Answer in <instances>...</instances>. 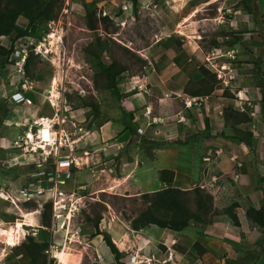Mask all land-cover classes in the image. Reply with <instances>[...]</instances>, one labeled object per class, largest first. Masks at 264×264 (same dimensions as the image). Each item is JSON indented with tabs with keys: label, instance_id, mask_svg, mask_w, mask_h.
Listing matches in <instances>:
<instances>
[{
	"label": "rangeland",
	"instance_id": "374dc122",
	"mask_svg": "<svg viewBox=\"0 0 264 264\" xmlns=\"http://www.w3.org/2000/svg\"><path fill=\"white\" fill-rule=\"evenodd\" d=\"M133 1L62 0L55 19L42 22L29 36L13 43L12 61L0 56V229L25 220L22 212L29 215L20 235L16 230L17 245L7 247L6 237H0V264H27L28 256L19 246L28 236L50 241L45 254L47 264H60L57 252H64L67 264H115L107 246L106 252L99 249V245L106 244L102 237L98 243L87 239L96 237L94 223L98 220L99 231L102 229L111 240L115 234L109 223L132 228L131 220L145 208L142 193L137 194L129 185L136 172L137 180L150 181V192L165 187L159 181L162 170L174 171L170 186L183 190L201 187V176L210 179L211 171L217 172L215 167L207 169L212 161L208 157L214 154L212 147L238 137L233 129L236 124L264 122V0H138L137 7ZM17 26L29 30L23 17ZM4 39L0 41H10L9 37ZM33 44L39 46L32 49ZM42 46L47 50L41 54ZM48 51L54 53L46 54ZM105 56L117 68L126 69L117 77L120 99L101 72L99 63ZM26 57L31 59L28 71ZM23 83L31 86L25 92L33 102L31 106L16 104L12 99ZM208 84L213 92L201 96L200 105L187 108L185 101L191 96L188 92L202 90ZM235 99L246 103L247 113L237 111ZM128 115H132L137 137L125 127ZM43 119L51 120L58 136H65L68 146L62 154L84 157L83 153H90L85 160L89 169L74 171L75 178L61 179L64 191L83 197L69 235L60 230V222H53L52 212L46 207L50 204L48 195L36 202H19L18 207L11 203L16 198L23 201L17 191L31 181L32 171L2 166L9 153L14 154L19 139L32 127L36 132L34 121ZM262 135L256 144L264 145ZM130 139L133 143L128 145ZM220 174L221 179L228 178L221 170ZM121 183L123 188H114ZM76 185L88 186L78 190ZM227 209H214L209 223L219 214L226 215ZM78 226L80 236L75 237L73 229ZM155 229L159 235L164 233ZM188 236L185 251H191L184 259H193L194 238L199 235ZM222 246L226 253L227 245ZM263 246L259 244L260 251L255 253H263ZM160 247L157 245L155 257L164 264ZM126 249L121 261L141 264L139 259L143 258L138 253L132 256V247ZM136 257L139 262H135ZM235 259L237 264H248L257 256L244 251ZM242 259L247 261L240 262Z\"/></svg>",
	"mask_w": 264,
	"mask_h": 264
},
{
	"label": "crops",
	"instance_id": "0c3cea01",
	"mask_svg": "<svg viewBox=\"0 0 264 264\" xmlns=\"http://www.w3.org/2000/svg\"><path fill=\"white\" fill-rule=\"evenodd\" d=\"M261 22L264 24V11ZM233 129H235L236 133L240 134V137L248 136L246 132L250 133L253 136L250 144L238 138H232L225 145L217 144L213 146L212 151H214V154L212 155L213 157H208L212 161L209 163V167L207 166V169L209 168V171H211L215 167L217 172L214 174L211 171L210 179L209 176H201L200 186L201 188H207L209 193L213 195L214 209L216 210L222 211L229 208L231 204H237L234 212L238 217L239 225L235 226L231 223L228 216L219 214L210 225L190 226L192 228L191 232L186 230L174 232L162 229L164 233L159 235L158 229H155L156 226L136 231L130 227L126 229L123 225L116 222L114 224L109 223V228L115 234L113 242L121 253H124V251L128 252L126 248L132 247L134 253L132 256L134 255L135 257L138 253V257L143 258L139 259L141 260V264H150L149 260L153 261L152 264H160L161 261L155 257V249L157 250L156 247L158 245L162 246V249L165 251H163L162 256L164 257L162 260L166 261L164 264H237L238 257L237 259L235 258L238 254L240 256L241 252L251 251L257 256L258 260L249 261L248 264H264V252L260 254L255 253L256 251H260V248L257 247L259 244L263 243L264 245V229L253 224L246 216V211L250 207L258 209L264 206V145L255 143V141L260 142L259 139L264 133V122H262V125H259V122H255L251 126L250 123L236 124L233 126ZM256 134L258 136L261 134L260 138H256ZM234 158H237V160L235 161ZM214 163L215 165H213ZM239 163L242 164L241 167L238 166ZM220 170L223 172V176L228 175V178L221 179ZM135 174L136 178L132 179L129 185L136 189L137 194L150 192V181L147 180L145 183H142L140 180H137L138 172ZM214 178L218 180L214 182ZM90 184L93 185L94 183ZM76 186L78 190H84L88 185ZM114 188L121 189L123 188V184L117 185ZM103 226H108L106 221L103 223ZM106 228L105 230H107ZM39 231L36 229V232ZM100 232L104 231L101 229ZM95 233H97L96 230ZM194 233L199 235L198 239L194 238L193 243L196 245L195 251H192L195 258L184 259L188 258V253L191 251L190 248L187 252L185 251L187 243L190 242L188 240L190 236L188 235L191 234L192 236ZM109 234L112 235V233ZM100 237L102 236L96 235L93 239L88 238L87 241L92 243L96 241L98 243ZM117 241L121 244V247H119ZM178 244L179 251H177ZM222 244L227 245V255L223 251ZM99 246L102 252H106V244ZM107 248L109 247L107 246ZM219 254L222 258H219ZM233 256H235L234 259H232ZM109 257L110 259L113 258V254H109ZM243 261L247 260L242 259L240 262ZM135 262H139L137 257Z\"/></svg>",
	"mask_w": 264,
	"mask_h": 264
},
{
	"label": "trees",
	"instance_id": "16d2710c",
	"mask_svg": "<svg viewBox=\"0 0 264 264\" xmlns=\"http://www.w3.org/2000/svg\"><path fill=\"white\" fill-rule=\"evenodd\" d=\"M133 4L137 7L138 0H134ZM61 6L62 0H0V38L9 37L12 41V47L10 50L0 46V56H6L7 59H10V56L14 53L13 43H15L16 40L29 36V34L36 30V27L42 22L48 23L55 19ZM246 9L249 10L250 7L246 5ZM20 17L27 20L29 30H24L17 26V21ZM103 20L106 21L107 18H104ZM107 58L108 57L105 56L103 62L101 61L99 63V66L102 69L101 72L109 80L108 87L113 89L120 99L121 95L117 89V77L123 74L126 69L124 67L117 68L116 63L114 61L110 62ZM30 60V57H26L24 60L25 69L27 71L29 70ZM201 71L204 75L208 74V71L204 68H202ZM212 92L213 87L208 84L204 85L202 90L199 89L188 93L193 97H201L208 96ZM122 109L124 112V108ZM262 110L264 113V95L262 99ZM95 111H98L96 107ZM6 113L7 111L4 116H6ZM131 116L132 115H128L125 127L137 137V133L132 128L133 118ZM246 134L248 136L240 137V134L237 133L238 137L236 138L250 144L252 135L250 133ZM131 139L128 145L133 143ZM174 178V171L162 170L160 172L159 181L164 184L165 187L154 192H146L140 195L145 208L131 220V227L133 230L139 231L143 228L156 226L159 229L182 232L188 229L193 223L210 224L208 219L212 214H215L214 197L211 193L200 187L192 190H183L170 186L172 185ZM236 206L237 205L235 204L230 206L225 213L235 226L239 223L238 217L234 212ZM46 207L49 211L51 210L50 204L46 205ZM263 208L256 209L250 207L246 211L247 218L262 229H264ZM44 216L46 218V215ZM47 224L49 225V223ZM94 229L97 231L96 234L103 237L104 242L114 256L115 264H125L121 261L122 253L114 245L110 235L99 231V220L94 223ZM50 245L51 243L48 239L39 240L36 237L28 236L19 246V249L24 251L28 256L29 261L27 264H47L45 254Z\"/></svg>",
	"mask_w": 264,
	"mask_h": 264
},
{
	"label": "built area",
	"instance_id": "2783aa9c",
	"mask_svg": "<svg viewBox=\"0 0 264 264\" xmlns=\"http://www.w3.org/2000/svg\"><path fill=\"white\" fill-rule=\"evenodd\" d=\"M4 38L7 37H1V40H5ZM0 46L10 50L12 41L10 40L8 43L0 41ZM12 56H10V61L13 60ZM20 64L21 63H19V65ZM30 88L31 86L28 87L26 84H21V89H23V91H17L15 95L12 96L14 103H22L24 106H31L33 103L32 100L25 95V92L30 90ZM241 100L237 101L235 99L239 104V109H237V111L247 113L246 103L244 102L242 104ZM202 101L203 99H200V97L190 96V100L185 101V106L187 108H192L195 105H200ZM251 116H254V113H252ZM34 125L37 127L36 132L33 131V127L30 128L25 136L20 138L16 143L14 154L9 153L7 160L2 164L4 168H22L27 170L31 169L30 171H32L29 175L31 181L27 186H23L17 191V194L20 195L23 201H19V199L16 198V200L12 199L11 203L18 207L19 202H36L35 200L37 198L48 195L53 222H60V230L69 235L71 234L70 230L71 226H73L74 218L77 213L80 212V205L83 202V197L76 196L75 193H67L64 191L61 187V179L63 176L70 179L75 178L76 173L74 171H80L83 168L89 169V165L86 163L87 161L85 162L89 153H83L84 157H72L62 154L61 152L63 148H65L64 146L68 145L63 136H58V133L53 130L51 120H35ZM45 131H47V134H45ZM238 166L241 167L242 164L239 163ZM215 181L216 178L214 179V182ZM15 225L18 226V223ZM74 231L77 233L75 237H77V235L79 236L80 227H74L73 232ZM25 236L24 234L22 240L25 239Z\"/></svg>",
	"mask_w": 264,
	"mask_h": 264
},
{
	"label": "bare ground",
	"instance_id": "6f19581e",
	"mask_svg": "<svg viewBox=\"0 0 264 264\" xmlns=\"http://www.w3.org/2000/svg\"><path fill=\"white\" fill-rule=\"evenodd\" d=\"M196 12V11H195ZM192 14V13H191ZM197 14V13H196ZM194 16V15H193ZM24 84V83H23ZM19 86V85H18ZM22 90V89H21ZM4 99V98H3ZM60 99V98H59ZM58 99V100H59ZM5 100V99H4ZM3 100V101H4ZM7 100V99H6ZM206 100V99H205ZM60 101V100H59ZM230 101V100H229ZM62 102V101H61ZM184 102V101H183ZM183 102H181V103H183ZM3 105H6V104H3ZM8 105V104H7ZM60 105V104H59ZM232 105V104H231ZM9 106V105H8ZM196 106V105H195ZM223 106V105H222ZM11 107V106H10ZM55 107V106H54ZM194 107V106H193ZM200 107V106H199ZM56 108V107H55ZM187 109V108H186ZM224 109H226V108H223V110ZM233 111V110H232ZM231 111V112H232ZM125 112V111H124ZM229 112V111H228ZM227 112V113H228ZM252 112V111H251ZM235 113V112H234ZM237 113V112H236ZM126 114V113H125ZM238 114V113H237ZM224 115V114H223ZM132 117V116H131ZM178 117V116H177ZM223 117V116H222ZM28 123V122H27ZM92 123V122H91ZM158 123V122H157ZM20 123H18V125H19ZM90 124V123H89ZM61 125H62V123H61ZM24 130V129H23ZM58 131V130H57ZM56 131V132H57ZM68 133V132H67ZM45 134H47V131H45ZM73 136V135H72ZM65 137V136H64ZM63 137V138H64ZM88 137V136H87ZM81 138V137H80ZM65 139V138H64ZM69 140V139H68ZM73 140V139H72ZM67 141V140H66ZM145 141V140H144ZM158 142V141H157ZM156 142V143H157ZM149 143V142H148ZM160 143V142H159ZM166 143V142H165ZM169 143V142H168ZM164 144V143H163ZM73 145V144H72ZM79 145V144H78ZM77 145V146H78ZM146 145H148L147 143H146ZM155 145V144H154ZM162 145V144H161ZM165 145V144H164ZM76 146V145H75ZM80 146V145H79ZM144 146V145H143ZM76 150H77V147L75 148ZM146 149V148H145ZM150 151V150H149ZM68 152H70V151H68ZM72 152H73V150H72ZM80 153V152H79ZM76 154H78V153H76ZM90 154V153H89ZM87 158V157H86ZM238 158V157H237ZM234 162V161H233ZM88 164H89V162H88ZM238 168V167H237ZM165 169V168H164ZM235 180H236V178H235ZM201 188V187H200ZM203 189H205V188H203ZM156 190V189H155ZM140 191V190H139ZM144 193V192H143ZM11 195V194H10ZM11 200V199H10ZM20 201V200H19ZM22 201V200H21ZM19 205V204H18ZM23 205V204H22ZM232 205V204H231ZM234 205V204H233ZM237 205V204H236ZM227 208V207H226ZM261 208H263V207H261ZM263 210H264V208H263ZM221 212V211H220ZM20 213V212H19ZM27 213V212H26ZM26 213H24V212H22L21 214L23 215L22 217H25V220H20V221H18V226H11V227H9L8 229H2V230H0V237L1 236H3V237H6V245H7V247L8 246H15V245H17V234H16V230H17V232H19L18 234H20V228L21 227H24V226H26V225H28L27 224V222H29V220H28V217H29V215H26ZM220 215H222V214H220ZM227 216V215H226ZM227 218V217H226ZM114 221V220H113ZM231 221V220H230ZM229 221V222H230ZM255 222V221H254ZM120 223V222H119ZM231 223H232V221H231ZM238 223V222H237ZM257 223V222H256ZM239 224V223H238ZM237 224V225H238ZM235 225V224H234ZM236 225V226H237ZM34 227H37V226H34ZM107 227V226H106ZM105 227V228H106ZM259 227V226H258ZM17 228H19V229H17ZM148 228V227H147ZM166 230V229H165ZM168 230V229H167ZM96 235H98V234H96ZM2 237V238H3ZM113 241V240H112ZM104 242V241H103ZM160 247V246H159ZM160 248H162V247H160ZM165 248V247H164ZM66 249V248H65ZM166 249V248H165ZM158 252V251H157ZM156 252V253H157ZM165 252V251H164ZM57 255H58V258H59V260H60V264H67L66 263V261H65V259H64V252L63 253H61V252H57ZM157 255H158V253H157ZM156 255V256H157ZM156 258H158V257H156ZM153 259V258H152ZM159 259V258H158Z\"/></svg>",
	"mask_w": 264,
	"mask_h": 264
},
{
	"label": "clouds",
	"instance_id": "9594fccd",
	"mask_svg": "<svg viewBox=\"0 0 264 264\" xmlns=\"http://www.w3.org/2000/svg\"><path fill=\"white\" fill-rule=\"evenodd\" d=\"M50 34H51V33H50ZM50 34H48V35H50ZM45 41H46V40H45ZM45 41H44V42H45ZM40 43H41V41H40ZM46 44H47V41H46ZM38 46H39L38 44H33L32 49H36ZM35 47H36V48H35ZM42 49H43V50H42ZM45 50H47V49H45V47L43 48V46H42V48H41V50L39 51V53L42 54L43 51H45ZM39 53H38V54H39ZM53 53H54V52L48 51L46 54H53ZM24 60H25V58H24ZM24 62H25V61H24ZM19 216H21V215H19ZM16 223H18V222H16ZM16 223H15V224H16ZM15 224H14V226H16ZM79 236H80V233H79ZM79 236H78V237H79ZM24 241H25V240H24ZM174 244H175V242H174Z\"/></svg>",
	"mask_w": 264,
	"mask_h": 264
}]
</instances>
